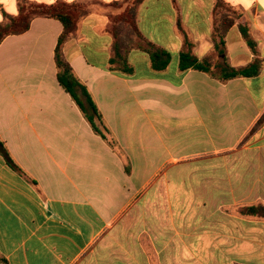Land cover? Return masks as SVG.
Instances as JSON below:
<instances>
[{
    "label": "crops",
    "instance_id": "crops-1",
    "mask_svg": "<svg viewBox=\"0 0 264 264\" xmlns=\"http://www.w3.org/2000/svg\"><path fill=\"white\" fill-rule=\"evenodd\" d=\"M27 1L103 6H88L64 55L111 134L59 83L60 21L4 39L0 140L19 170L0 153V264H264V218L249 211L264 206V0H144L140 38L113 26L124 0ZM18 14L0 0V24ZM227 24L230 66L260 60V74L181 71L186 42L215 71ZM115 32L132 73L111 63ZM139 43L167 51L166 69Z\"/></svg>",
    "mask_w": 264,
    "mask_h": 264
},
{
    "label": "trees",
    "instance_id": "trees-1",
    "mask_svg": "<svg viewBox=\"0 0 264 264\" xmlns=\"http://www.w3.org/2000/svg\"><path fill=\"white\" fill-rule=\"evenodd\" d=\"M144 0H135L132 6L125 8V11L116 16L114 20L119 23H128L133 32L140 38L141 35L137 28L136 10L137 7ZM216 7H223L222 0H217ZM128 0H124L122 3H114V6H122ZM88 10L86 3H68L65 1H58L54 4L34 3L27 0H19V14L16 17H10L8 23L0 24V45L4 39L10 35H21L30 29L33 19L37 17H46L56 19L60 21L64 27V31L58 40V44L55 51V60L58 67V80L60 85L72 96L74 101L82 110L85 118L90 123L93 130L99 134L104 140H109V134H111L109 128L105 124L104 118L98 109V106L88 90V88L81 82V80L74 73L73 68L66 60L64 55L65 44L75 35L78 30L79 23L81 22L83 14ZM230 24L224 25L223 29H216L214 35L215 49L220 56V62L215 66V71L212 69V62L210 58L203 60L198 59L192 52V44L186 42L187 50H184L180 54V70L187 71L189 69L204 71L217 76L221 80L227 81L238 77H255L258 76L262 70V63L260 60H255L254 63L245 68H233L230 66L228 59L225 55V41L224 35L226 29ZM242 33L249 45L253 48L254 42L250 38L248 30L245 27H241ZM116 36V42L114 44L115 56L112 58V65H116V68L125 73H132L133 69L127 63L126 58L122 54V43L119 35ZM137 47L144 49L151 54L152 64L156 70H164L169 65L171 55L155 46L152 43L137 44ZM264 124V115L256 125L255 129ZM0 153L4 155L8 163L16 170H19L14 161L12 160L4 142L0 140ZM254 215L264 218V206L258 205L249 208Z\"/></svg>",
    "mask_w": 264,
    "mask_h": 264
},
{
    "label": "rangeland",
    "instance_id": "rangeland-1",
    "mask_svg": "<svg viewBox=\"0 0 264 264\" xmlns=\"http://www.w3.org/2000/svg\"><path fill=\"white\" fill-rule=\"evenodd\" d=\"M134 1L135 0H128V3L126 2L125 4L128 6V8L130 7V6H132V4L134 3ZM103 7V6H101L100 5V3H98V2H90L89 3V5H87V7ZM125 10H124V8L123 9H120V12L118 13V14H115V15H112L113 17L114 16H120L123 12H124ZM113 21V20H112ZM120 24H122V25H126V27H127V29H128V32L130 33V35L132 34L133 35V37H137V35L133 32V29H132V27L128 24V23H119V22H116L115 20H114V27H115V30L118 28V25H120ZM116 33V32H115ZM139 44H142V43H139ZM133 45V44H132ZM212 65H213V63H212Z\"/></svg>",
    "mask_w": 264,
    "mask_h": 264
}]
</instances>
